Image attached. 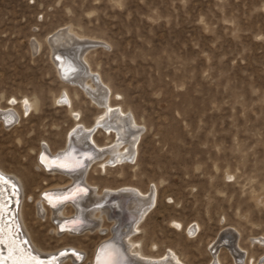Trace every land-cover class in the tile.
Instances as JSON below:
<instances>
[{
  "label": "rangeland",
  "instance_id": "rangeland-1",
  "mask_svg": "<svg viewBox=\"0 0 264 264\" xmlns=\"http://www.w3.org/2000/svg\"><path fill=\"white\" fill-rule=\"evenodd\" d=\"M60 29L101 41L85 51L84 72L90 67L140 128L133 158L106 171L94 161L84 180L95 191H156L136 232L153 253L173 249L184 264H212L213 239L231 227L242 262L256 264L264 257V0H0V112L13 117L0 119L1 170L23 185L35 243L80 250L69 264H90L109 238L108 220L99 231L55 234L40 193L68 177L36 166L41 149L61 150L74 125L91 128L100 110L55 64L49 37ZM93 136L101 145L115 140L99 126ZM217 256L235 264L224 246Z\"/></svg>",
  "mask_w": 264,
  "mask_h": 264
},
{
  "label": "bare ground",
  "instance_id": "bare-ground-1",
  "mask_svg": "<svg viewBox=\"0 0 264 264\" xmlns=\"http://www.w3.org/2000/svg\"><path fill=\"white\" fill-rule=\"evenodd\" d=\"M49 39L50 44L52 45V51L56 52L53 58L56 57L54 61L58 67L59 72H63L64 77L65 75H67L65 78H67V80H70L67 82L76 84L78 88H80L83 92L89 95V99L95 104V106L98 107V109L100 108V110L96 114L94 125L91 128L90 126H86L84 124L74 125L70 134L68 133V143L66 145L76 147L78 153L81 156H84V154H86L85 151L92 147L95 150V155L87 161L86 167L78 171L76 174L58 172L60 174L58 176L59 179H62V176H66L68 177V180L65 183L56 185V187L53 188H64L68 186L73 180L81 176L82 183L87 185L89 190L86 194L81 195L79 197V200L76 202L77 206L80 207V212L82 213L84 218L89 220V226H92L95 231L100 230V225L102 226V224H100V221L103 218H106L108 220L109 225L107 226V236H109L108 241H110L111 243L110 245L108 244L102 246L99 249V251L97 252L99 253V255H97L98 259L95 264H184L173 249H169L168 251L163 253H153L154 250L150 248L152 246H150L148 249L146 248L145 243L141 244L139 242L142 235H137L136 232H138L139 230L140 233L141 229L143 228V224H140V222L157 202L156 191L154 189L148 191V189L142 190L133 185H123L115 188L108 187L105 191H102V189L95 191V184L88 183V181L86 182V179L84 180L86 170L92 162L95 161L96 164L99 165V171H106V163L110 161H120L124 156H126L127 159H131L136 154L135 151L138 148V145L136 146V140H138L137 133L140 131L138 122L135 120V118L132 121V119H130V115L126 114L125 110H123L120 106H118V108L116 106L118 102L111 103L109 101V87L102 86L101 78L100 83V81L96 78L95 74H93L94 72H92L93 70L90 67H88L87 73L84 72V63H88L84 57V53H86L85 51L92 44L99 43L101 41L98 39H85L83 37H80L78 34L74 33L71 29H68L67 32L65 31V29L57 30L52 33ZM66 69L70 70V72L65 73L64 70ZM66 96L68 98V101L70 102L68 111L69 113L73 114V117H76L75 113L78 114V111H76L72 107V102L67 93ZM66 101L67 100H65V102ZM22 105L24 106L25 110H27V107H32L33 103L29 99L25 98L22 101ZM5 111L0 112V119L3 121V123L8 124L11 122L10 120H13V117L12 114L9 112L11 110L6 112ZM1 115H3L4 117H1ZM78 122H83L81 117L79 118ZM97 126L104 130V134H113V140H115L113 142L104 143L102 145L98 144L93 136L94 130ZM90 144H92V146ZM74 150L73 152H70L69 158L72 161L76 162L77 158H73L75 157L74 155H76L74 154ZM38 165L40 166V164H37L36 162V166ZM1 169L3 171L6 170L0 167V173L5 176L6 174H4ZM52 172L53 171L51 170L50 173ZM54 173H56V171H54ZM7 177L12 180L15 184H17L19 188V197L15 217L19 227L21 228L22 233L26 235L29 244L33 248L32 251L37 252L40 256L44 257L47 254H51V252L55 253V251L61 248H65L66 246L55 250H45L35 243L33 237L27 229L23 217L24 211L22 210V208L23 206H28V204H20L22 195L21 190L23 185L22 183L18 182L14 177H11L9 175H7ZM8 188L9 186L7 184L0 182L1 190H3L4 192H8ZM46 190L50 189L47 188L44 191ZM42 201L45 202L44 199H42ZM100 201H105L104 203L108 201L110 205H106L104 207L92 206L94 203ZM48 207L52 211L53 219L57 221L62 218H68L72 216L77 210L76 206L69 203L57 207ZM68 208H72V211H67ZM147 217L148 214L145 217V220L147 219ZM21 221L24 225H22ZM174 223L179 224L176 221H174ZM23 226H25V230H27L28 234L25 232ZM53 230L55 234L64 235L66 237L77 233L74 230L59 231L57 230V225L53 228ZM83 230L85 229L83 228ZM92 230L93 229H89L88 233L94 234ZM234 230L231 229V227H224V229L221 230V232L219 233L218 237L213 239L209 249L210 253L213 254L214 259L212 260V264H220L217 252L221 246H224L228 250V253H230V255L233 257L235 264H244L242 262L243 260H241L242 251H239V249L237 250V248L235 247L237 245L238 233ZM79 232L78 234H80L82 231L80 233ZM257 240L259 242L261 241L259 239ZM155 244L156 243L153 242L152 245L155 246ZM68 247L75 246L69 245ZM70 249L75 250L74 248ZM76 249L78 250L81 248L77 247ZM94 252L95 251H93V254ZM78 253L82 255L80 252ZM93 254L90 260V264H92ZM80 258L82 257L80 256ZM75 259V256H72L71 254H64L57 258V264H69L70 262H74ZM81 263H84V259L81 261ZM253 263L250 262V264ZM2 264L36 263L27 260L21 255H11L8 257V260L2 261ZM256 264H264V257L260 258Z\"/></svg>",
  "mask_w": 264,
  "mask_h": 264
},
{
  "label": "water",
  "instance_id": "water-1",
  "mask_svg": "<svg viewBox=\"0 0 264 264\" xmlns=\"http://www.w3.org/2000/svg\"><path fill=\"white\" fill-rule=\"evenodd\" d=\"M54 59H56V57ZM90 145L92 146V144ZM73 150L76 155H74L75 157H71L77 158L76 162L69 158V154L73 152ZM85 152L86 154L81 156L77 148L71 147L70 145L54 153H50L47 149L43 148L37 154L36 160L45 171L52 170L57 173L76 174L78 171L84 169L87 161L95 155V150L92 147ZM0 182L9 186L7 189L8 192H4L0 189L3 193V196L0 198H4L6 201V211L0 213V264H2V261L8 260V257L11 255H21L36 264H57V258L64 254H71L75 256V260H79L81 255L70 248H61L55 253L47 254L44 257L40 256L37 252H33V248L29 244L27 237L22 233L15 217L19 197L18 188L7 176L3 175V179H0ZM88 190L87 185L82 183V178L79 176L64 188L50 189L40 193V196L45 200L47 206L57 207L69 203L77 208L72 216L62 218L55 222L57 230H74L79 232L81 229L89 226V220L84 218L80 212V207L76 204L79 197L86 194ZM104 202L105 201L96 202L92 206H102L105 204ZM110 243V241L106 240L96 247L92 258V264L97 262V252L99 249L102 246L110 245Z\"/></svg>",
  "mask_w": 264,
  "mask_h": 264
},
{
  "label": "snow or ice",
  "instance_id": "snow-or-ice-1",
  "mask_svg": "<svg viewBox=\"0 0 264 264\" xmlns=\"http://www.w3.org/2000/svg\"><path fill=\"white\" fill-rule=\"evenodd\" d=\"M0 179H3V174L2 173H0ZM2 196H3V193H2V191H0V197H2ZM5 203H6L5 199L4 198H0V213H3V212L6 211Z\"/></svg>",
  "mask_w": 264,
  "mask_h": 264
}]
</instances>
